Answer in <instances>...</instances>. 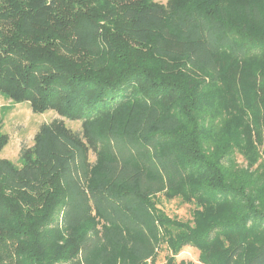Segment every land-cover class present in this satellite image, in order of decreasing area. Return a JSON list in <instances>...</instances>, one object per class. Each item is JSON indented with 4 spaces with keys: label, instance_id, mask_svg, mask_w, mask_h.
I'll list each match as a JSON object with an SVG mask.
<instances>
[{
    "label": "trees",
    "instance_id": "1",
    "mask_svg": "<svg viewBox=\"0 0 264 264\" xmlns=\"http://www.w3.org/2000/svg\"><path fill=\"white\" fill-rule=\"evenodd\" d=\"M0 94L62 119L0 157V264H264V0H0Z\"/></svg>",
    "mask_w": 264,
    "mask_h": 264
},
{
    "label": "rangeland",
    "instance_id": "2",
    "mask_svg": "<svg viewBox=\"0 0 264 264\" xmlns=\"http://www.w3.org/2000/svg\"><path fill=\"white\" fill-rule=\"evenodd\" d=\"M160 4H166L168 0H155ZM176 68L194 79H206L200 72L191 70L182 63L173 64ZM168 69H171L172 66ZM59 118L54 112L48 111L43 114L33 113L28 103H13L0 94V120L2 122L1 132L7 136V144L0 152V157L19 164V155L21 150L33 145V137L42 123H51ZM62 120V119H61ZM67 128L72 131H80V122H72L63 119ZM238 166H244V162L236 157ZM90 160L94 161L93 155ZM193 205L180 203L177 200L165 203L164 210L170 215L178 218L180 221H189L192 217ZM162 251L159 249L155 257L148 259L144 264H204L200 260L198 250L193 247H184L177 254L168 249ZM168 258V259H167ZM171 260V262H169ZM5 262V261H4ZM4 264H11L6 261ZM14 264H17L14 263ZM69 264V263H68Z\"/></svg>",
    "mask_w": 264,
    "mask_h": 264
}]
</instances>
